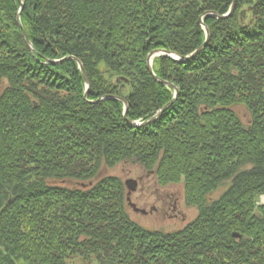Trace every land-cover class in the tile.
I'll use <instances>...</instances> for the list:
<instances>
[{"label":"trees","instance_id":"trees-1","mask_svg":"<svg viewBox=\"0 0 264 264\" xmlns=\"http://www.w3.org/2000/svg\"><path fill=\"white\" fill-rule=\"evenodd\" d=\"M233 1L0 0V264H264V0L222 18ZM202 24L205 48L155 58L156 81L147 56L189 57ZM123 162L197 217L133 222L121 181L93 182ZM67 180L89 185L48 184Z\"/></svg>","mask_w":264,"mask_h":264},{"label":"rangeland","instance_id":"rangeland-1","mask_svg":"<svg viewBox=\"0 0 264 264\" xmlns=\"http://www.w3.org/2000/svg\"><path fill=\"white\" fill-rule=\"evenodd\" d=\"M4 86L5 83L0 87V91ZM234 111L242 122L247 123L249 121V115L244 107L236 106L234 107ZM104 177H116L121 181L123 186L124 182L127 180H134L137 182L136 190L130 195V201L136 208L145 211L146 214L136 213L128 205L127 214L133 222L148 230L162 231L164 233L177 232L191 223L198 215L197 209L186 205L183 196V186L181 184L160 187L157 185L153 173L143 171V169L135 163L123 162L111 169L103 167L93 182ZM48 184L67 188L89 185L88 182L79 184L68 180L59 182L48 181ZM124 189L127 193L125 186ZM221 191V189L216 191L212 195V198H218ZM174 202H176V211L172 212L171 209ZM260 202H262V198ZM153 207L157 208V210L152 209ZM71 264L82 263L81 260L76 259L73 260Z\"/></svg>","mask_w":264,"mask_h":264},{"label":"water","instance_id":"water-1","mask_svg":"<svg viewBox=\"0 0 264 264\" xmlns=\"http://www.w3.org/2000/svg\"><path fill=\"white\" fill-rule=\"evenodd\" d=\"M234 4H235V0L233 1L232 7H231L229 13H228L227 15L223 16L222 18H226L230 13H232V11H233V9H234ZM213 17H215V18H219V17L216 16V15H213ZM17 23H18V26H19V28H20V30H21V35H22V38H23V40H24V42H25L27 48L29 49V51L32 52L33 49H32L31 44L29 43V41H28V39H27V37H26L25 31L23 30V28H22V26H21V24H20L19 16L17 17ZM202 27H203V29H204L205 36H206L205 42H204V44H203L199 49H197V50H196L194 53H192L189 57H186V58H180L179 56L174 55V54L169 53V52H166V51H155V52L150 53V54L147 56V60H146V61H147V68H148L150 74L152 75V77H153L156 81H158L160 84H165L166 86H170V87H171V85H169V84H167V83H165V82H163V81H161V80H158V79L154 76V74H153V72H152V61L154 60V58H157V57H168V58H170V59H173V60H175V61H177V62H181V63L188 61L189 59H191L192 57H194L198 52H200L201 50H203V49L205 48L207 42H208V39H209V31H208V29H207L206 27H204L203 24H202ZM68 59H71V58H65V59L60 60V61H54L53 64H56V63H62L63 61L68 60ZM75 61H76V60H75ZM76 62H77L78 68H79V70H80V72H81V74H82V77H83L84 83H85V85H86V90L88 91V90H89V86H88L87 76H86V74H85V72H84V70H83V67H82L81 63L78 62V61H76ZM176 97H177V90L174 88V99H176ZM84 98H86V96H85ZM172 103H173V101H171V102H170L165 108H163L162 110L158 111V112H157V113H156L151 119H149V120H147V121H144V122H141V123H132V124H133L134 126H136V127H140V126H145V125H147V124H150V123L154 122V121H155V120H156V119L162 114V112H163L168 106H170ZM123 104H124V109H125V111H126V109H127V105H126L125 102H123ZM123 118H124V120H126L125 113H124V115H123ZM124 186H125V188H126V190H127V193H126V201H127V205H128V206H129L134 212H136V213L146 214L145 211L136 208V206H135L133 203H131V201H130V195H131L132 192H134V191L136 190L137 182L134 181V180H127V181L124 182ZM233 237H235V238H239L238 235H233Z\"/></svg>","mask_w":264,"mask_h":264},{"label":"flooded vegetation","instance_id":"flooded-vegetation-1","mask_svg":"<svg viewBox=\"0 0 264 264\" xmlns=\"http://www.w3.org/2000/svg\"><path fill=\"white\" fill-rule=\"evenodd\" d=\"M152 209L157 210V208H154V207ZM171 211L172 212L176 211V202H174V205H173ZM175 216H177V215H175Z\"/></svg>","mask_w":264,"mask_h":264}]
</instances>
